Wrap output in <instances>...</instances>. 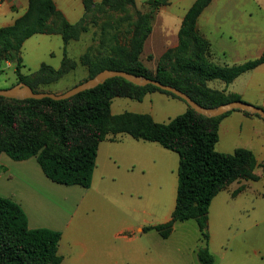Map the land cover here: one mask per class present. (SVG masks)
I'll return each instance as SVG.
<instances>
[{"label":"trees","instance_id":"1","mask_svg":"<svg viewBox=\"0 0 264 264\" xmlns=\"http://www.w3.org/2000/svg\"><path fill=\"white\" fill-rule=\"evenodd\" d=\"M109 1L102 0V3ZM166 1H148V11L142 17V33L135 37L132 49L126 55L117 54L118 57H102L98 60L81 56L79 63L86 67L89 77L103 69L145 76L181 90L198 105L206 108L240 100L238 94L211 88L208 82H232L239 75L264 63V49L259 57L237 64L221 65L211 61L209 42L194 27L196 18L211 0H194L185 12L177 33V46L164 56L169 59L168 70L159 67L152 74L138 60L143 41L151 30L155 12ZM28 2L26 14L16 19L11 26L0 28V63L9 61L14 65V84L24 82L38 92L40 86L44 88L60 80L76 66V61L67 59L65 46L70 39L69 35L75 33L77 24L69 23L61 15L60 22L54 25L52 17L59 14L53 0ZM35 33L61 35L64 44L61 67L54 69L43 64L37 72H21V45ZM154 91L181 99L153 85L138 86L120 77L109 78L94 88L61 100L48 97L20 100L0 96V125L5 127L14 126L16 121L17 108L11 102L36 104L53 112L40 116L48 132L47 137L22 133L0 138V154L5 153L16 161L35 157L44 175L52 182L88 188L92 181L98 144L106 138L128 134L138 140L157 142L162 147L175 151L179 156L178 180L171 218L166 223L147 226L143 230H155L160 237L167 238L175 222L194 220L202 242L195 251L197 260L200 264H214L215 258L208 248L210 202L230 182L240 178L255 179L252 171L256 160L251 151L245 149H237L231 154L215 150L218 124L227 112L217 117H207L188 106L185 112L166 123L155 122L150 115L144 113H111L113 97L141 101L146 93ZM254 115L259 117L258 114ZM84 128H89L90 131H85L78 140L71 138L72 132H79ZM4 170L5 167L0 163V173ZM60 236L59 231L49 228H30L21 206L0 195V264H60Z\"/></svg>","mask_w":264,"mask_h":264},{"label":"crops","instance_id":"2","mask_svg":"<svg viewBox=\"0 0 264 264\" xmlns=\"http://www.w3.org/2000/svg\"><path fill=\"white\" fill-rule=\"evenodd\" d=\"M53 2L68 22L77 21L83 14V0ZM28 8V0L0 2V28L14 24L16 19L26 14ZM198 25L210 41L214 62L231 65L257 58L264 49V0H211L200 14ZM66 54L73 57V53ZM19 55L23 74L37 72L43 64L58 69L64 59L62 37L58 33H35L24 40ZM3 63L14 73V65L9 61L0 63V72H3ZM208 86L224 90L225 93H236L240 100L264 109V63L228 84L212 80ZM57 91L55 93H59ZM159 93L175 98L154 91L146 93L142 100ZM112 102L110 110L115 115ZM187 108L179 106L180 114ZM132 112L148 114L158 122L151 112ZM217 134V152L231 154L237 149L251 151L256 160L252 171L256 178H240L219 190L210 202L208 217L220 192L225 191L231 197H236L250 190V182H264V118L246 110L232 109L219 121ZM155 144L163 149H158ZM166 150L169 149L157 142L138 140L128 134L106 138L98 144L88 188L52 182L44 175L35 157L16 161L1 153L0 163L5 170L0 173V195L21 206L30 228L45 227L61 233L58 244V254L62 257L60 264H78L83 260L97 263L100 254L117 259L119 255L114 253L119 245L114 244L113 239L133 243L141 235L155 231L144 232V227L166 223L171 218L175 207L172 195L175 192L176 198L178 165L173 176V161ZM150 179L159 182L158 194L156 184L141 187L142 182H150ZM157 195L160 202L164 197L169 198L159 218L156 216ZM142 196L146 198L143 202ZM210 242L211 236L208 248ZM121 246L123 248V244ZM129 257L135 259L134 255ZM145 258L149 264L153 261L151 255ZM214 264H218L217 258ZM222 264H230L229 259L227 261L225 257ZM252 264H264V257L255 255Z\"/></svg>","mask_w":264,"mask_h":264},{"label":"rangeland","instance_id":"3","mask_svg":"<svg viewBox=\"0 0 264 264\" xmlns=\"http://www.w3.org/2000/svg\"><path fill=\"white\" fill-rule=\"evenodd\" d=\"M148 1L110 0L108 3H102V0H83V14L77 21L69 22L77 24V27L75 33L69 35L70 39L65 46L66 52L73 53L72 58L66 54L67 59L76 61L77 64L60 80L48 84L44 88L40 86L38 92L55 93L58 90L57 92L62 93L95 76L96 74L89 77L86 67L79 63V58L83 55L87 59L93 58L94 60L102 57H118L117 54L126 55L125 53L132 49L135 37L142 33L144 27L142 17L148 11ZM192 3L193 0H167L156 10L150 25L151 30L143 41L141 52L138 55V60L150 73L155 74L159 67L169 69V59L164 56L177 46L178 30L185 12ZM57 10L59 15L52 17L54 25L60 22L61 15L64 17L63 13L59 9ZM199 16L195 20L194 27L197 33L209 42L210 60L214 62L210 41L204 36V32L198 25ZM2 69L0 89L13 86L11 84H14L15 75L12 68L6 67L3 63ZM133 92L135 93V91ZM112 100V112L115 114L142 110L151 112L158 122H168L180 114L182 111L179 106L188 107L186 102L161 93L148 96L142 101L124 97H113ZM10 104L17 108L16 121L12 127L0 125V138L18 136L22 133L39 137L48 136L40 116L43 113L52 114L51 109L36 104L13 102ZM85 131L89 132L90 129L84 128L79 132H72L71 138L78 140L82 138ZM155 145L158 149H163L159 145ZM166 151L171 156V162L173 161L171 173L175 176L178 156L175 152ZM250 183V190L240 196L231 197L230 193L228 195L225 191L220 192L219 197L211 206L207 223L208 233L211 236L209 250L218 259V264H222L225 257L227 261L229 259L230 264H252L255 255L264 257V182ZM149 184L151 186L156 184L158 194L159 182H155L153 179H150V182L145 180L141 183V187L144 188ZM174 199L175 192L172 195V200ZM145 200L146 198L142 196L141 202ZM150 200L153 201V199ZM168 201L167 196L160 202L157 195L156 216L158 218ZM125 234L128 235L127 232ZM113 242L119 245L118 250L114 253L119 255L117 259L100 254L98 258H101L97 260V263L96 261L83 260L78 264H149L145 258L146 255L153 257L151 264H200L194 252L202 242L194 220L176 222L167 239L159 237L155 231H152L141 235L140 239L133 243H122L115 239ZM121 244H123V248ZM112 249L115 251L113 247ZM130 255H134L135 259L130 258ZM250 256L253 258L251 259Z\"/></svg>","mask_w":264,"mask_h":264},{"label":"water","instance_id":"4","mask_svg":"<svg viewBox=\"0 0 264 264\" xmlns=\"http://www.w3.org/2000/svg\"><path fill=\"white\" fill-rule=\"evenodd\" d=\"M113 77L123 78L134 85H138V86L153 85L161 90L168 91L176 95L177 97L183 99L187 103V105L191 107L193 110L207 117H217L232 109H242L250 113L258 114L259 116L264 118L263 108L242 100L229 101L226 103H222L213 108H206L198 105L186 93L182 92L181 90L171 85L163 84L156 79H151L145 76H138L126 71L114 70V69H103L102 71L98 72L95 76L86 79L85 81L71 87L70 89L62 93H54L49 91L35 92L26 83L18 82L11 87L0 89V96L8 97V98H18V99H29V98L42 99L48 97L54 100H61L74 96L79 92L94 88L97 85L102 84L105 80Z\"/></svg>","mask_w":264,"mask_h":264}]
</instances>
